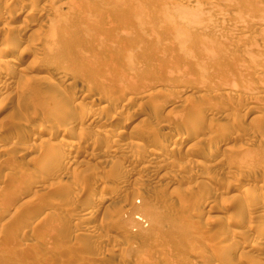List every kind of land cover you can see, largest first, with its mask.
I'll list each match as a JSON object with an SVG mask.
<instances>
[{
  "label": "rangeland",
  "instance_id": "obj_1",
  "mask_svg": "<svg viewBox=\"0 0 264 264\" xmlns=\"http://www.w3.org/2000/svg\"><path fill=\"white\" fill-rule=\"evenodd\" d=\"M49 1L29 0L21 7L26 12L33 7L18 19L24 30L0 24V48L8 49L0 58V71L8 76L0 79V264L264 263V213L248 217L249 197L264 186V0H250L256 8L245 0L234 5L224 0L230 16L244 10L236 21L227 20L224 11L226 22L221 13L204 12L218 0H204L201 21L211 17L204 24L172 4L189 21L200 22L190 30L177 15L168 17L172 21L162 17L170 5L166 1L164 7L165 0L109 1L107 13L108 0ZM18 8H4L2 15L11 17ZM68 8L72 11L65 13ZM162 18L171 23L162 24ZM233 20L242 31L233 28ZM246 82L254 88L248 91ZM99 95L102 101L93 107L106 106L102 121L87 120L82 131L62 137V116H82L90 98ZM206 95L209 101L201 98ZM96 129L104 131L95 136ZM122 130L120 138L115 135ZM134 139L144 140L143 147ZM63 140L78 142L79 149ZM162 143L169 145L167 152ZM111 148L116 152L105 153ZM152 148L157 155L147 152ZM76 150L72 163L65 154L72 157ZM224 163L234 164L232 174ZM99 193L109 201L98 206ZM228 235L245 244L216 250Z\"/></svg>",
  "mask_w": 264,
  "mask_h": 264
},
{
  "label": "bare ground",
  "instance_id": "obj_2",
  "mask_svg": "<svg viewBox=\"0 0 264 264\" xmlns=\"http://www.w3.org/2000/svg\"><path fill=\"white\" fill-rule=\"evenodd\" d=\"M28 1H29V0H28ZM28 1H27V0H6V1H4L5 3H3V4L0 2V3H1V4H0V24H1L3 27H5L7 30H14V28H15L16 31H17L18 29H20V30H21V29H22V30L26 29V27H25V28L23 27L24 24L21 25V23H19L18 19L26 18V17H27V13L33 8V7L30 8V10H29L28 12H26V10L24 9L25 7H24V8H21V7H22L26 2H28ZM48 1H49V0H48ZM104 1H105V2H103V3L106 4V0H104ZM109 1L112 2V1H115V0H108V1H107V4H106L105 6H103L104 4H102V6L105 7V9H104L105 11L103 10L104 13L107 11V5H108ZM156 1H157V0H156ZM156 1H154V3H157ZM160 1L162 2V0H160ZM163 1H164V0H163ZM166 1H167L168 3H170V5H172V4H176V5H178L179 7L185 8L184 11L189 10L190 12H191V11L194 12L195 14H197V15H196L197 17L200 16V21H201V18H202L203 16H201L200 12H201L202 10H204V6L201 7V5L203 4L204 0L202 1L201 4L198 3L199 1L197 2L196 0H165L164 3L162 2V3L164 4V5H163L164 7H165V4L167 3ZM213 1H214V0H213ZM226 1H227V0H226ZM226 1H224V0H218L217 2H215V3H213V4H212V3L207 4L204 12H206V10H211V11H213V12H215V13H216V12H218L219 14L221 13V14L219 15V16L222 15V16L220 17V20H223V19H221V18H223V17L225 16V15L223 16V14H227V13H228L226 10H227V9L229 8V6H230V5H229L228 7L226 6V5L229 3V1H228V3H227ZM232 1H235L236 4H238V3H237V0H230V3H229V4H233V5H234V2H232ZM245 1H248V2H250V3H247V2L245 3ZM245 1L242 0V3L244 2L245 5H246V4L249 5L248 8H250L251 6H252L253 8H256V7H255L256 4H252V5H250V4H251V1H250V0H245ZM257 1H258V0H257ZM30 2H31V0H30ZM49 2H50V4L52 5L51 2H53V1L50 0ZM49 2H47V6L49 5ZM111 2H110L109 4H111ZM152 2H153V0H152ZM239 2H240V1H239ZM258 2H259V4L261 3V1H258ZM45 3H46V1L44 2V5H45ZM204 3H205V2H204ZM207 3H208V2H207ZM226 3H227V4H226ZM253 3H254V1H253ZM28 4H30V3H28ZM31 4H32V3H31ZM31 4H30V5H31ZM33 4H36V3H33ZM33 4H32V5H33ZM160 4H161V3H160ZM223 4H224L225 6H223ZM26 5H27V4H26ZM37 5H38V4H37ZM44 5H43V8H45ZM157 5H158V3L156 4V6H157ZM170 5L166 4V7H165V8H163V6H162L163 10H161V13L163 12V14L165 13L164 15L167 16V17H165L164 15H162V17L167 18L166 20H171V19H169V18H170L172 15H177L176 18H177L178 22H179L180 24L183 25V27H184L185 30H187V29L190 30V29L193 28V27L196 28V26H197V27L200 26V25H199L200 22H199L198 24H196L195 22H198V21H195V20H194V21H195V22H194L193 20L191 21V19H190V21H189V19H188V18H189V15H188V17H187L185 14H181V13H179L178 9H177L175 6L173 7V5H172V7L174 8V11H173V10H172L173 8H172ZM221 5H222V6H221ZM247 5H246V6H247ZM254 5H255V6H254ZM7 6H8V7H9V6H12V7H14V8H15V7H19V8H18L17 10H14V11L12 12L13 14L11 15V17H10V16H9V17H6V16L2 15V13H3L2 10H3L4 8H7V9H8ZM34 6H36V5H34ZM47 6H46V7H47ZM110 6H111V5H110ZM158 6H159V5H158ZM169 6H170V7H169ZM237 6H240V5H237ZM237 6H236V7H237ZM242 6H243V4H242ZM246 6H243V8L246 7ZM108 7H109V6H108ZM221 7H222V10H223V7L225 8V10H223V12H220ZM226 7H227V8H226ZM240 7H241V6H240ZM252 7H251V8H252ZM10 9H11V8H10ZM164 9H165V10H164ZM176 9H177V11H175ZM238 9H240V8H238ZM235 10H237V9H235ZM71 11H72L71 8H68V10H66L65 13H70ZM211 11H210V12H211ZM224 11L227 12V13H224ZM237 11H238V10H237ZM243 11H244V10H242V12H241V11L239 10V12H241L242 15H243V13H244ZM258 11H259V9L256 10V12H258ZM176 12H177V13H176ZM180 12H181V10H180ZM192 12H191V13H192ZM207 12H209V11H207ZM231 12H232V11H231ZM231 12H230V13H231ZM239 12H237V13H239ZM106 13H107V12H106ZM187 13H188V11H187ZM230 13H228L229 15L227 14V15L229 16V19H227V20H229V21H230V17L232 18V17L234 16V14H233V16H230V15H231ZM237 13H236V15L239 16L240 14L238 15ZM188 14H189V13H188ZM203 14H204V13L202 12V15H203ZM205 14H206V13H205ZM103 15L105 16V17L103 16V17L105 18V20H106L107 17L110 18L108 14H107V16H106L105 14H103ZM190 15H191V14H190ZM193 15H194V14H193ZM216 15H217V17H218V14H216ZM7 16H8V15H7ZM64 16H65V15H64ZM131 16H132V14L130 15V17H131ZM210 16H211V15H210ZM228 16H225L224 18H226V17H228ZM237 16H235V17L238 19L239 17H237ZM240 16H241V15H240ZM128 17H129V16H128ZM168 17H169V18H168ZM172 17H175V16H172ZM172 17H171V18H172ZM192 17H193V19H194V16H191V18H192ZM204 17H205V16H204ZM204 17H203V18H204ZM207 17H208V19H205V20L203 19V22H204V21L207 22V20L209 21V19L211 18V17L209 18V15H207ZM212 17H213V16H212ZM214 17H215V16H214ZM214 17H213V18H214ZM235 17H233V18H235ZM108 18H107V22L110 20V19H108ZM126 18H127V17H126ZM131 18H132V17H131ZM164 18H162V19H163V22L160 21L162 24L168 22V21H165ZM213 18H212V19H213ZM215 18H216V17H215ZM236 18H235V21L237 20ZM241 18H242V16H241ZM257 18H258V17H257ZM121 19H122V18H121ZM121 19H120V20L118 19V20L121 21ZM129 19H130V18H129ZM195 19L197 20L196 17H195ZM239 19H240V18H239ZM239 19H238V20H239ZM247 19H248V18H247ZM247 19H245V20L247 21ZM131 20H132V19H131ZM198 20H199V19H198ZM210 20H211V19H210ZM225 20H226V19H225ZM225 20H223V21H225ZM243 20H244V19H243ZM243 20H242V19L240 20V21H242L241 23L244 22ZM249 20L252 21V19H250V18L248 19V21H249ZM255 20L258 21L259 18H258V20H257V19H255ZM144 21H146V20H144ZM171 21H172V20H171ZM171 21H169L168 23H171ZM212 21H215V20H212ZM229 21H228V22H229ZM231 21H232V19H231ZM251 21H249L250 24H252ZM8 22H9V23H8ZM109 22H110V21H109ZM109 22H108V23H109ZM201 22H202V21H201ZM203 22H202V23H203ZM210 22H211V21H210ZM210 22H209V23H210ZM216 22H217V21H216ZM221 22H222V21H221ZM221 22H220V24H221ZM225 22H226V21H225ZM225 22H223L222 24H224ZM233 22H234V20H233ZM233 22H232V24H231V22H229V23H230L232 26H233V24H236V25L239 24V23H235V22L233 23ZM238 22H239V21H238ZM261 22H262V21H261ZM263 22H264V21H263ZM12 23H13V24H12ZM144 23H146V22H144ZM144 23H143V25H144ZM194 23H195L196 25H195ZM202 23H201V24H202ZM207 23H208V22H207ZM207 23H206V24H207ZM241 23H240V25H241ZM25 24H26V22H25ZM203 24H204V23H203ZM203 24H202V25H203ZM214 24H215V23H214ZM222 24H221V25H222ZM227 24H228V23H227ZM230 24H229V25H230ZM255 24H259V23H255ZM166 25H168V24H166ZM231 25H230V26H231ZM240 25H239L240 29L238 28V26H237V27H236V26H233V28L235 27V28H237L238 30H241V31H242V29H241L242 27H241ZM243 25L246 27L245 22H244ZM261 25H262V24H261ZM25 26H26V25H25ZM214 26H215V25H214ZM214 26H213V27H214ZM232 26H231V27H232ZM249 26H250V25H249ZM249 26H248V27H249ZM263 26H264V24H263ZM260 27H262V26H258L257 30H258ZM235 28H234V29H235ZM263 28H264V27H263ZM2 29H3V28H2ZM243 29H245V28H243ZM251 29H252V28H251ZM20 30L18 31L19 33H20ZM245 30H247V29H245ZM241 31H240V32H241ZM248 31H249V30H248ZM255 31H256V30H255ZM259 31H260V30H258L257 32H259ZM178 32H179V31H178ZM188 32H189V31H188ZM231 32H232V31H231ZM236 32H237V31H236ZM19 33H18V34H19ZM22 33H24V32H22ZM179 36H180V35H179ZM182 36H183V35L181 34V37H182ZM231 37H232V36H231ZM239 38H240V36H239ZM245 38H247L246 35H245ZM228 39H229V38H228ZM230 39H231V38H230ZM230 39H229V40H230ZM231 40H232V39H231ZM29 41H30V40H29ZM29 41H28V42H29ZM31 41H32V40H31ZM228 42H229V41H228ZM231 42H232V41H231ZM15 43H17V45H18V43L20 44V42H17L16 39H15L14 41L12 40V44H15ZM30 43L33 44L32 42H30ZM238 43H239V42H238ZM240 43H241V42H240ZM245 43H246V42H245ZM245 43H244V44H245ZM242 44H243V43H242ZM17 45L15 44V47H16ZM13 46H14V45H13ZM13 46H12V48H13V50H15ZM236 46H237V45H236ZM239 46H240V45H239ZM7 47H9V46H7ZM242 47H243V46H242ZM9 48H10V47H9ZM16 48H17V47H16ZM262 48H263V47H262ZM262 48H261V49H262ZM244 49H245V48H244ZM7 51H8V49H6V47H5V48H4V47H1V48H0V58H4V57H6V55H7ZM263 51H264V50H263ZM184 53H185V52H184ZM184 53H183V54H184ZM185 54L187 55V53H185ZM184 57H185V56H184ZM188 58H189V57H188ZM190 58H191V57H190ZM8 59H9V58H8ZM8 59H7V60H8ZM257 60H258V59H257ZM257 60H256V61H257ZM260 60H262V59H260ZM10 61H11L12 63H14V64H18V62H16V60H14V59H11V58H10L9 62H10ZM254 63H255V62H254ZM245 64H246V62H245ZM256 64L258 65L259 63H256ZM256 64H254V65L258 68V66H257ZM262 64H263V63H262ZM241 65H242V64H241ZM254 65H253V66H254ZM255 66H254V67H255ZM236 67H237V66H236ZM240 67H241V66H240ZM241 68H242V67H241ZM243 68H244V67H243ZM257 68H256V69H257ZM259 68H260V67H259ZM236 69H237V68H236ZM236 69H235V70H236ZM245 69L248 70L247 68H245ZM257 70H258V69H257ZM6 71H8V70H6ZM8 72H9V71H8ZM241 72H242V71H241ZM6 73H7V72L0 71V79L4 80V82H5V79H7V77H8ZM116 73H117V72H116ZM117 74H118V73H117ZM117 74H116V75H117ZM258 74H259V72H258L256 75H258ZM8 75H9V73H8ZM259 75H260V74H259ZM259 75H258V76H259ZM261 75L264 77L263 74H261ZM6 76H7V77H6ZM113 76H114V75H113ZM229 76H231V75H229ZM232 76H233V75H232ZM232 76H231V77H232ZM258 76H255V78L257 77V78L260 80V78H259ZM110 77H111V76H109V79H110ZM118 77H119V79H118ZM118 77L115 76V78H117V80H115V81H117L118 84H120V83L123 82V81L120 79V75H118ZM233 77H234V76H233ZM121 78H122V77H121ZM107 79H108V78H107ZM122 79H123V78H122ZM240 79H241V78H240ZM232 80H233V79H232ZM256 80H257V79H256ZM259 80H258V81H259ZM263 80H264V79H263ZM40 81H43V79L40 80ZM63 81H65V80H64V78L62 77V79L60 80V83H62ZM111 81H112V80H111ZM111 81H107L108 88H109V85L112 84ZM4 82H3V83H4ZM131 82H132V81H131ZM131 82H130V83H131ZM235 82H236V81H235ZM240 82H241V81H240ZM248 82H249V81H248ZM3 83H2V84H3ZM60 83H58V84L60 85ZM108 83H109V84H108ZM114 83H115V82H114ZM201 83H202V82H201ZM231 83H233V82L231 81ZM246 83H247V82H246ZM7 84H8V82H7ZM63 84H64V83H63ZM66 84H68V82H67ZM116 84H117V83H116ZM118 84H117V85H118ZM234 84H235V83H234ZM234 84H232V86H234ZM56 85H57V84H56ZM59 85H58V86H59ZM112 85H113V84H112ZM112 85H110V86H112ZM118 86H119V85H118ZM235 86H236V85H235ZM245 86L247 87V90H248V88H250V89H251V88H254V86L252 87V84H248V83L245 84ZM245 86H242V87H245ZM248 86H251V87H248ZM112 87H113V86H112ZM202 87H203V85H202ZM246 87H245L244 89H246ZM106 88H107V87H106ZM110 88H111V87H110ZM196 88H199V86H197ZM200 88H201V86H200ZM200 88H199V89H200ZM124 89H125V88H124ZM236 89H237V88H236ZM255 89H256V88H255ZM108 90H109V89H108ZM200 90H201V89H200ZM79 91H81V90H79ZM123 91H124V90H123ZM169 91H170V90H169ZM197 91H198V90H197ZM248 91H250V90H248ZM253 91H254V90H253ZM170 92H171V91H170ZM255 92H257V90H255ZM261 92H264V91L261 90ZM261 92H260V93H261ZM102 93H103V92H102ZM154 93H155V92H154ZM173 93H174V92H173ZM199 93H200V92H199ZM199 93H198V94H199ZM258 93H259V92H258ZM75 94H76V92H75ZM78 94H80V93L78 92ZM106 94H107V93H106ZM149 94H151V93H150V92H149V93L147 92V95H146V93H145V95L143 94L144 96H143L142 98H143V99H145L146 97L148 98V95H149ZM201 94H203V92H202ZM205 94H206V93H205ZM261 94H262V93H261ZM80 95H81V94H80ZM80 95H77V96H80ZM111 95H112V94H111ZM203 95H204V94H203ZM214 95H216V94H214ZM214 95H213V96H214ZM253 95H254V94H253ZM263 95H264V94H263ZM75 96H76V95H75ZM105 96H107V95H105ZM112 96H113V95H112ZM149 96H150V95H149ZM201 96H202V95H201ZM206 96H207V95H206ZM238 96H239V95H238ZM261 96H262V95H261ZM101 97H102V96H101ZM101 97H100V95H99V96H92V97L90 98V100L88 101L91 105H87V106L84 107L83 113H81V114H83L82 116H79V117H77V118H72V117H71L72 115L69 117V116H67V114H66L65 116H62V117H64V119L61 118V119L63 120V124H62V125L60 126V128H59L60 131H61V132H60V133H61V136H62V137H63V136H66V135H68L69 133H71V132L73 133V132L76 131V130H79V131L81 130V131H82V130H83L82 125H83V123H84L85 121H87V120H89L90 122H91V121H95V120H97V118H98L101 114H103V112H104L105 109H106V106H104L105 108H102V109H101L100 107H99L100 109H98V108H96V107H95V108L93 107V106H98V105H100L99 103L102 101V100H101ZM108 97H109V96H108ZM114 97H115V96H114ZM210 97H212V96H210ZM242 97H243V96H242ZM251 97H252V96H251ZM251 97H250V98H251ZM256 97H258V99H260L259 96H257V94H256ZM83 98H84V97H83ZM109 98H111V97H109ZM137 98H138V97H137ZM140 98H141V97H140ZM201 98H202V99L205 98V101H207V99H208V101H209V99H211V98H208V96H207V97L203 96V97H201ZM206 98H207V99H206ZM262 98H264V96H263ZM262 98H261L260 100H262ZM116 99H117V97H116ZM116 99H115V100H116ZM184 99H185V98H184ZM253 100H254V99H253ZM253 100H252V98H251V103L253 102ZM255 100H257V98H255ZM255 100H254V101H255ZM260 100H257L255 103H259ZM107 101H108V100H107ZM182 101H184V100H182ZM186 101H187V100H186ZM128 102H129V101H128ZM184 102H185V101H184ZM189 102H190V101H189ZM210 102H211V101H210ZM182 103H183V102H182ZM190 103H191V102H190ZM196 103H197V102H196ZM212 103H214V102H212ZM124 104H125V103H124ZM138 104H139V103H138ZM191 104H192V103H191ZM199 104H200V103H199ZM262 104H263V103H262ZM127 105H128V104H127ZM139 105H140V104H139ZM195 105H196V104H195ZM211 105H212V104H211ZM211 105H209V106H211ZM263 105H264V104H263ZM62 106H63V105H62ZM62 106H59V107L61 108ZM66 106H67V105H66ZM198 106H199V105H198ZM209 106H208V107H209ZM244 106H245V105H244ZM252 106H253V105H252ZM102 107H103V106H102ZM202 107H203V106H202ZM206 107H207V106H206ZM208 107H207V108H208ZM213 107H214V105H213ZM213 107H212V108H213ZM197 108H198V107H197ZM203 108H204V107H203ZM210 108H211V107H210ZM226 108H227V107H226ZM253 108H254V107H253ZM255 108H256V107H255ZM262 108H263V107H262ZM223 109H225V108H223ZM125 110H126V109H125ZM203 110H204V109H203ZM203 110H202V111H203ZM254 110H255V109H254ZM59 111H60V110H59ZM59 111H58V112H59ZM67 111H68V110H67ZM120 111H123V110L120 109ZM60 112H61V111H60ZM68 112H69V111H68ZM115 112H116V111H115ZM61 113H62V112H61ZM106 113H108V112H106ZM190 113H191V111H190ZM195 113H196V112H195ZM73 114H75V113H73ZM81 114H80V115H81ZM108 114H109V113H108ZM117 114H118V113H117ZM117 114H116V115H117ZM196 114H197V113H196ZM223 114H224V113H223ZM105 115H107V114H105ZM111 115H112V114H111ZM119 115H120V114H119ZM74 116H75V115H74ZM74 116H73V117H74ZM102 116H103V115H102ZM194 116H195V115H194ZM225 116H227V115H225ZM100 117H101V116H100ZM223 117H224V116H223ZM256 117H257V116H256ZM256 117H255V118H256ZM114 118H117V117H114ZM114 118H113V119H114ZM126 118H127V117H126ZM198 118H199V117H198ZM200 118H201V117H200ZM255 118H254V119H255ZM98 119H100V118H98ZM105 119H106V117H105ZM128 119H129V118H128ZM128 119H127V120H128ZM194 119H195V118H194ZM100 120L102 121V119H100ZM100 120H97V121H100ZM107 120H108V119H107ZM109 120H110V119H109ZM59 121H60V119H59ZM89 121H88V122H89ZM114 121H115V120H114ZM125 121H126V120H125ZM183 121H184V120H183ZM61 122H62V121H61ZM126 122H127V121H126ZM129 122H130V121H129ZM185 122H186V121H185ZM194 122H195V121H194ZM200 122H201V121H200ZM99 123H100V122H99ZM105 123H108V122H105ZM123 123H124V122H123ZM183 123H184V122H183ZM60 124H61V123H60ZM85 124H87V123H85ZM85 124H84V125H85ZM88 124H89V123H88ZM112 124H114V123H112ZM227 125H228V124H227ZM57 126H58V125H57ZM57 126H55V127H57ZM89 126H90V125H89ZM115 126H116V125H115ZM180 126H181V125H180ZM197 126H198V125H197ZM197 126H196V127H197ZM230 126H231V125H230ZM83 127H84V126H83ZM111 127H112V126H111ZM113 127H114V126H113ZM199 127H200V126H199ZM95 128H96V127H95ZM106 128H107V127H106ZM124 128H125V127H124ZM182 128H183V127H182ZM191 128H192V127H191ZM229 128H231V127H229ZM57 129H58V127H57ZM57 129H55V130H57ZM109 129H111V128H109ZM49 130H50V128H49ZM49 130H47V131H49ZM111 130H112V129H111ZM113 130H114V129H113ZM115 130H118V128L115 129ZM119 130H120V129H119ZM131 130H132V129H131ZM191 130H192V129H191ZM24 131H25V130H24ZM53 131H54V130H53ZM94 131H95V133H94L95 136H98V135H100L101 133H103L104 130H102V129H96V130H94ZM106 131H107V129H106ZM179 131H180V130H179ZM49 132L52 133V130H50ZM115 132H116V131H115ZM124 132H125V131H124ZM185 132H186V131H185ZM105 133H107V132H104V134H105ZM121 133H123V130H122V131H117V134L115 133V135L118 136V137L120 138ZM94 134H93V135H94ZM123 134H124V133H123ZM24 135H26V133L23 134V136H24ZM139 135H140V134H139ZM142 135H144V134H142ZM152 136H153V135H152ZM201 136H202V135H201ZM124 137H125V136H124ZM126 137H127V136H126ZM134 137H137V136L135 135V136H133V138H134ZM158 137H159V136H158ZM21 138H22V137H21ZM119 138H117V139H119ZM138 138H140V137H138ZM144 138H145V137H144ZM144 138H143V139H144ZM146 139H147V138H146ZM23 140H24V139H23ZM28 140H29V138H28ZM60 140H61V139H60ZM122 140H123V139H122ZM130 140H132V139H129V141H127V143H128V142H132V141H130ZM134 140H135V143H136L137 148H138V147H141V148L143 147V144L141 143V141L143 142L144 140H142V139H141V141L136 140V139H134ZM134 140H133V141H134ZM147 140H148V139H147ZM147 140H146V141H147ZM150 140H151V139H150ZM207 140H210V139L207 138ZM227 140H228V139H227ZM61 141H62V140H61ZM61 141H60V142H61ZM113 141H114V140H113ZM117 141H118V140H117ZM125 141H126V140H125ZM154 141H155V140L151 141V143H152V142L154 143ZM157 141H158V140H157ZM163 141H164V140H163ZM115 142H116V141H115ZM167 142H168V141H167ZM174 142H176V141H174ZM62 143H66V144L69 143V144H71L73 150H75V149H79V148H78V147H79L78 142H77L76 144H74L72 141H70V142H68V141L65 142V140H63ZM127 143H126V144H127ZM135 143H133V145H134ZM147 143H148V142H147ZM149 143H150V141H149ZM126 144H125V145H126ZM170 144H171V143H170ZM220 144H221V143H220ZM220 144H217L218 146H217L216 148H218L219 146H221ZM222 144H223V143H222ZM227 144H228V142H227ZM227 144H226V145H227ZM55 145H56V144H55ZM115 145H116V144H115ZM145 145H147V144H145ZM145 145H144V146H145ZM148 145H149V144H148ZM151 145H152V144H151ZM58 146H59V144H58ZM61 146H62V145H61ZM117 146H118V145H117ZM131 146H132V145H131ZM149 146H150V145H149ZM159 146H160V145H159ZM168 146H169V145H168ZM168 146L166 145V143H162V144H161V150H162V151H165V150H166L165 152H167ZM194 146H195V145H194ZM227 146L230 147L229 144H228ZM112 147H113V146H112ZM126 147H127V146H126ZM57 148L59 149V147H57ZM57 148H56V149H57ZM60 148H62V147H60ZM108 148H109V147H108ZM128 148H129V147H128ZM225 148H226V147H225ZM225 148H224V149H225ZM227 148H228V147H227ZM227 148H226V149H227ZM58 149H57V151H58ZM68 149H70V147H69ZM115 149H117V148H114V149L111 148V150H110V149H109V150L107 149L108 151L105 150V153H108V152H116ZM125 149H126V148H125ZM180 149H181V148H180ZM196 149H197V148H196ZM228 149H229V148H228ZM43 150H44V149H43ZM61 150H62V149H61ZM70 150H71V149H70ZM70 150H69V151H70ZM154 150H155V149H154ZM154 150H153V148H152V149L147 150V152L150 153V154H152V155H153V154H154V155H157V152L154 151ZM23 151H24V150H23ZM181 151H182V150H181ZM223 151H224V150H223ZM227 151H228V150H227ZM231 151H232V150H231ZM50 152H51V151H50ZM62 152H63V150H62ZM64 152H65V151H64ZM122 152H123V151H122ZM126 152H127V151H126ZM158 152H159V151H158ZM168 152H170V151H168ZM184 152H185V151H184ZM45 153H46V152H45ZM57 153H58V152H57ZM59 153H60V150H59ZM67 153H69V152H67ZM72 153H73V152H72ZM77 153H78V150L75 151V154H74L72 157H68L67 154H65V157H66L67 159L69 158L68 160H69L70 162H72V163L74 162V163H75L74 159L77 157ZM127 153H129V152H127ZM177 153H178V152H177ZM49 154H50L49 152L46 153L45 157H46L47 155L49 156ZM122 154H123V153H122ZM150 154H149V156H150ZM183 154H184V153H183ZM208 154H209V153H208ZM215 154H217V153H215ZM41 155H42V154H41ZM128 155H129V154H127V157H128ZM178 155H179V154H178ZM178 155H177V156H178ZM184 155H188V152H187L186 154H184ZM42 156H43V155H42ZM51 156H52V155H51ZM53 156H56V154H54ZM58 156H59V154L57 155V157H58ZM124 156H125V155H124ZM182 156H183V155H182ZM188 156H189V155H188ZM190 156H191V155H190ZM208 156H209V155H208ZM216 156H217V155H216ZM216 156H215V157H216ZM49 157H50V156H49ZM49 157H47V158H49ZM132 157H133V156H132ZM151 157H152V156H151ZM209 157H210V156H209ZM213 157H214V156H213ZM227 157H228V156H227ZM52 158H53V157H52ZM153 158H154V157H153ZM182 158H183V157H182ZM207 158H208V157H207ZM218 158H219V157H218ZM38 159H39V158H38ZM132 159H133V158H132ZM189 159H190V158H189ZM189 159H188V160H189ZM216 159H217V158H216ZM228 159H229V158H228ZM68 160H67V162H68ZM130 160H131V159H130ZM134 160H135V159H134ZM134 160H131V161H134ZM172 160H173V159H172ZM192 160H193V159H192ZM195 160H196V159H195ZM210 160H211V158H210ZM224 160H225V159H224ZM236 160H237V159H236ZM166 161H167V160H166ZM166 161H165V162H164V161H161V162L167 163ZM170 161H171V160H170ZM178 161H179V160H178ZM190 161H191V160H190ZM211 161H212V160H211ZM213 161H214V160H213ZM227 161H228V163H229V160H227ZM45 162H46V161H45ZM168 162H169V161H168ZM183 162H184V161H183ZM209 162H210V161H209ZM214 162L216 163V160H215ZM68 163H69V162H68ZM134 163H135V162H134ZM194 163H195V162H194ZM221 163H223V162L221 161ZM230 163H231V161H230ZM39 164L41 165L42 163H40V161H39ZM45 164H46V163H45ZM45 164H44V165H45ZM99 164H100V162H99ZM187 164H188V163H187ZM187 164H186V165H187ZM189 164H190V163H189ZM217 164H218V163H217ZM224 164H225V163H224ZM232 164H233V163H232ZM232 164H231V165H232ZM47 165H48V164H47ZM49 165H50V164H49ZM53 165H54V164H53ZM180 165H183V164H180ZM231 165H230V164H227V163H226L225 165H223L224 171H225L226 173H228V174H230V173L233 171V167H232V166H234V164H233L232 166H231ZM41 166H43V165H41ZM41 166H40V167H41ZM213 166H214V165H213ZM213 166H211V167H213ZM215 167H217V166H215ZM255 167H256V166H255ZM257 167H258V166H257ZM60 168H61V167H60ZM219 168H220V167H219ZM219 168H218V169H219ZM33 169H34V168H33ZM251 169H254V168H251ZM251 169H249V170H251ZM56 170H57V169H56ZM58 170H59V169H58ZM254 170H255V169H254ZM22 171H24V170H22ZM222 171H223V170H222ZM249 172H250V171H249ZM254 172H255V171H254ZM10 173H11V172H10ZM222 173H223V172H222ZM14 174H15V173H14ZM231 174H232V173H231ZM17 175H18V174H17ZM11 177H12V176H11ZM21 177H22V176H21ZM238 177H239V176H238ZM18 178H19V177H18ZM262 183H263V182H262ZM111 184H112V183H111ZM205 184H206V183H205ZM205 184H203V185H205ZM214 184H215V183H214ZM17 185H18V184H17ZM218 185H221V184L218 183ZM262 185H263V184H262ZM104 186H105V185H104ZM104 186H103V187H104ZM115 186L117 187V185H115ZM101 187H102V186H101ZM103 187H102V190L106 189V188L103 189ZM110 187H111V186H109V187H107V188L110 189ZM221 187H222V186H221ZM13 188H14V187H13ZM214 188H215V187H214ZM14 189H15V188H14ZM112 189H113V188H112ZM112 189H111V190H112ZM211 190H212V188H211ZM213 190H214V189H213ZM248 190H249V192H251L250 190H252V189H247V188H246V190H245L246 194L248 193ZM6 191H7V190H6ZM116 191H117V190H116ZM188 191H189V190H188ZM216 191H217V190H216ZM263 191H264V186H261V185H260V186L258 187V191H256L257 193L254 191V192H253L254 194L251 195L252 198L249 197V198L251 199V201H252V206H251V203H249V206H250V209H249V212H248L249 220H250V218H253L255 215H257L258 213H261V212L264 213V197H263L262 194H261ZM7 192H9V191H7ZM245 192H244V194H245ZM212 193H215V190H214V192H212ZM216 193H217V192H216ZM248 194H249V193H248ZM233 196H234V195H233ZM244 196H245V195H244ZM248 196H250V194H249ZM246 197H247V196H246ZM247 199H248V197H247ZM242 200H243V199H242ZM242 200H241V201H242ZM244 200H245V199H244ZM107 201H109L108 195H107V194L105 195V194L99 193L98 196H97V197L95 198V200H94V205H98V206H99V205H102L103 203H105V202H107ZM248 201H249V200H248ZM246 202H247V201H246ZM245 206H246V205H245ZM97 208H98V207H97ZM95 209H96V208H95ZM243 210H244V209H243ZM247 211H248V210H247ZM249 220H248V221H249ZM246 223H247V222H246ZM249 227H250L251 229H249ZM252 227H253L252 224L249 222L247 228L251 231L250 234L254 237V239H255V240H256V239L258 240V239L260 238V235H259L260 233H259V231H257L256 229H252ZM258 227H259V226H258ZM247 228H246V230H248ZM207 230H208V229H207ZM231 230H232V229H231ZM249 230H248V232H249ZM210 231H211V230H210ZM216 231H217V230H216ZM245 232H246V231H245ZM210 233H211V232H210ZM213 233H214V231L212 232V234H213ZM206 234H207V233H206ZM214 234H216V233H214ZM233 234H234V233H233ZM96 235H97V234H96ZM236 235H237V234H236ZM236 235H235V236H236ZM228 236H229V237H228V238H225V240L221 243L222 245L219 244L220 242L218 243L219 246H218V248H216V250L220 249L219 251H224V252H225V250H228L227 248H231L232 246L234 247L235 245H236L235 247H240V246H243V245L245 244L244 242L238 241V240L240 239V237H239L238 240H236V239L234 238L235 236H234V237H233V235H232V237H230V235H228ZM238 236H239V235H238ZM238 236H237V237H238ZM243 236H244V234H243ZM213 237H214V236H213ZM213 239H215V238H213ZM242 239H243V238H242ZM246 239H247V237H246ZM254 239H252V240H254ZM203 241H204V240H203ZM244 241H245V240H244ZM259 242H260V240H259ZM261 242H262V241H261ZM208 243H209V242H208ZM231 244H232V245H231ZM234 244H235V245H234ZM256 244H258V242H257ZM261 244H262V243H261ZM216 245H217V244H216ZM216 245L213 244V246H216ZM220 245H221V246H220ZM228 245H230V247H226V246H228ZM259 245H260V244H259ZM202 246H203V245H202ZM208 246H209V245H208ZM210 246H211V245H210ZM262 246H263V244H262ZM203 247H204V246H203ZM233 247H232V248H233ZM253 247H255V246H253ZM240 248H241V247H240ZM210 249H213V248L210 247ZM238 249H239V248H238ZM204 250H205V249H204ZM214 250H215V249H214ZM214 250H213V252H215V253H216V256H217V253H218V252H216V250H215V251H214ZM213 252H212V253H213ZM224 252H223V254H224ZM228 253H229V252H228ZM197 254H198V253H197ZM204 254H205V253H204ZM219 254H220V252H219ZM223 254H222V255H223ZM218 256H219V255H218ZM207 257H208V256H207ZM196 258H197V257H196ZM221 258H222V257H221ZM226 259H227V258H226ZM204 260H205V259H204ZM210 260H211V258H210ZM208 261H209V260H208ZM257 261H258V259H257ZM206 262H207V261H206ZM221 262H223V261H221ZM226 262H227V261H226ZM226 262H225V263H226ZM228 262H229V261H228ZM189 263H190V262H189ZM189 263H188V264H189ZM196 263H197V262H196ZM211 263H212V262H211ZM213 263H214V262H213ZM213 263H212V264H213ZM256 263H257V262H255V264H256ZM209 264H210V263H209ZM216 264H217V263H216ZM258 264H264V263H261L260 260H259V263H258Z\"/></svg>",
  "mask_w": 264,
  "mask_h": 264
}]
</instances>
